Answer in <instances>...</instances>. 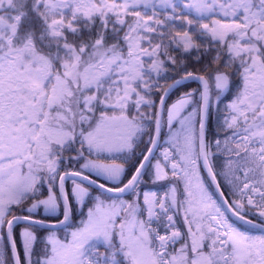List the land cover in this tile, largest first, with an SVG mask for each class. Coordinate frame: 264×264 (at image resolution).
Instances as JSON below:
<instances>
[{"label": "snow or ice", "instance_id": "snow-or-ice-1", "mask_svg": "<svg viewBox=\"0 0 264 264\" xmlns=\"http://www.w3.org/2000/svg\"><path fill=\"white\" fill-rule=\"evenodd\" d=\"M0 264H264V0H0Z\"/></svg>", "mask_w": 264, "mask_h": 264}]
</instances>
